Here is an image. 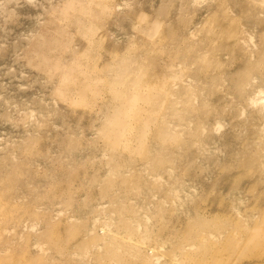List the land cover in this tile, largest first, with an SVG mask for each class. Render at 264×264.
I'll return each instance as SVG.
<instances>
[{
    "label": "rangeland",
    "instance_id": "obj_1",
    "mask_svg": "<svg viewBox=\"0 0 264 264\" xmlns=\"http://www.w3.org/2000/svg\"><path fill=\"white\" fill-rule=\"evenodd\" d=\"M264 0H0V264H264Z\"/></svg>",
    "mask_w": 264,
    "mask_h": 264
},
{
    "label": "bare ground",
    "instance_id": "obj_2",
    "mask_svg": "<svg viewBox=\"0 0 264 264\" xmlns=\"http://www.w3.org/2000/svg\"><path fill=\"white\" fill-rule=\"evenodd\" d=\"M262 100H264V98Z\"/></svg>",
    "mask_w": 264,
    "mask_h": 264
}]
</instances>
